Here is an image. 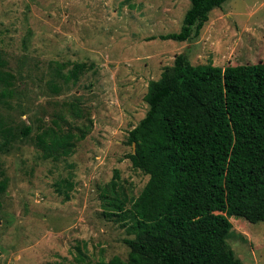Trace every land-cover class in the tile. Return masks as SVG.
<instances>
[{"label": "rangeland", "instance_id": "obj_1", "mask_svg": "<svg viewBox=\"0 0 264 264\" xmlns=\"http://www.w3.org/2000/svg\"><path fill=\"white\" fill-rule=\"evenodd\" d=\"M189 0H0V264H80L118 255L133 235L104 214L101 188L114 170L127 196L148 176L134 169L127 135L147 110L150 80L186 52L192 64L264 62V0H226L198 37L177 42ZM85 63L76 83L55 63ZM54 86H58L57 91ZM57 126L85 137L70 156L44 158L36 135ZM31 127L27 135L21 130ZM4 128V129H2ZM69 180V199L56 190ZM228 244L243 264H264V221L233 217Z\"/></svg>", "mask_w": 264, "mask_h": 264}, {"label": "trees", "instance_id": "obj_2", "mask_svg": "<svg viewBox=\"0 0 264 264\" xmlns=\"http://www.w3.org/2000/svg\"><path fill=\"white\" fill-rule=\"evenodd\" d=\"M225 1L189 0L180 29L159 38L198 37L209 12ZM67 65L55 63V74L76 83L86 64L75 62L63 73ZM144 101L147 110L127 135L133 146L127 157L148 179L136 197L121 189L118 170L101 188L104 214L116 216L133 237L123 239L125 259L96 264H243L227 239L233 217L264 221V62L192 64L178 53L149 81ZM30 130L26 125L21 133ZM85 133L54 122L35 144L44 158L66 157ZM4 138L0 149L10 142ZM5 186L1 179L0 193ZM71 188L69 180L57 182L64 200ZM84 247L73 246L77 263L85 261Z\"/></svg>", "mask_w": 264, "mask_h": 264}]
</instances>
